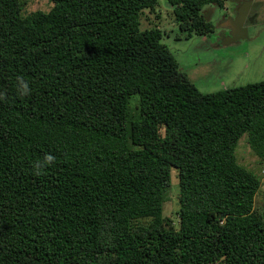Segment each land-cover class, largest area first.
Wrapping results in <instances>:
<instances>
[{
    "label": "trees",
    "instance_id": "16d2710c",
    "mask_svg": "<svg viewBox=\"0 0 264 264\" xmlns=\"http://www.w3.org/2000/svg\"><path fill=\"white\" fill-rule=\"evenodd\" d=\"M168 1L177 39L221 4ZM50 2L0 0V264H264L261 176L235 154L245 134L264 166V80L200 91L139 27L158 0Z\"/></svg>",
    "mask_w": 264,
    "mask_h": 264
},
{
    "label": "rangeland",
    "instance_id": "374dc122",
    "mask_svg": "<svg viewBox=\"0 0 264 264\" xmlns=\"http://www.w3.org/2000/svg\"><path fill=\"white\" fill-rule=\"evenodd\" d=\"M26 1L27 13L35 9L46 11L51 6L50 0ZM256 1L262 5L254 15L255 21L246 20L244 25L248 31L236 41H229L230 38L233 39L230 36L232 31L227 27L223 28L225 16L228 19L237 18L235 0H223V7L212 1L203 6V14L213 25V32L204 36L193 34L189 38L177 39L180 31L168 0H158L153 11L139 14V27H159L162 30L161 42L173 53L180 70L200 91L213 92L264 80V0ZM219 34L225 37L222 38ZM246 138L244 134L239 139L235 154L240 163L260 174L261 184L255 196V208L264 212V166H259ZM174 171L172 170V185L169 198L164 203L163 214L175 219L178 187Z\"/></svg>",
    "mask_w": 264,
    "mask_h": 264
},
{
    "label": "flooded vegetation",
    "instance_id": "af4514ba",
    "mask_svg": "<svg viewBox=\"0 0 264 264\" xmlns=\"http://www.w3.org/2000/svg\"><path fill=\"white\" fill-rule=\"evenodd\" d=\"M220 5L223 7V0ZM261 5L262 4L256 0H242V1L235 0L234 6H235L237 18L234 20L231 18L228 19L227 16H225V18L223 19V22H226L224 23L223 28L227 27L232 31V35L230 36H232L233 39L230 38L229 41L231 40L233 41L234 39L235 41L239 40L240 38L246 35L248 30L247 28H245L244 23L246 22L247 19L255 21L254 15L258 13ZM209 32L211 33L213 32V30ZM219 35L222 38L225 37L223 34H219Z\"/></svg>",
    "mask_w": 264,
    "mask_h": 264
},
{
    "label": "clouds",
    "instance_id": "9594fccd",
    "mask_svg": "<svg viewBox=\"0 0 264 264\" xmlns=\"http://www.w3.org/2000/svg\"><path fill=\"white\" fill-rule=\"evenodd\" d=\"M16 91L17 94L20 96H27L31 94V89L29 87V84L23 80L21 77H17V83H16ZM5 95L4 93L0 92V100H4ZM56 157L52 154L46 153L42 159L37 160L34 162L33 168H34V175H41L44 168H46L48 165H51L55 163Z\"/></svg>",
    "mask_w": 264,
    "mask_h": 264
}]
</instances>
